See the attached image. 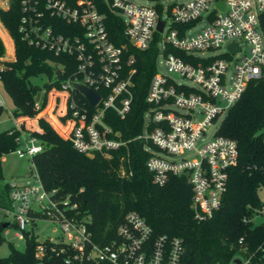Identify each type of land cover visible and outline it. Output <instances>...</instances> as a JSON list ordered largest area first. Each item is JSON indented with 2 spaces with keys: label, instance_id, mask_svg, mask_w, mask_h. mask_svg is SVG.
<instances>
[{
  "label": "built area",
  "instance_id": "built-area-1",
  "mask_svg": "<svg viewBox=\"0 0 264 264\" xmlns=\"http://www.w3.org/2000/svg\"><path fill=\"white\" fill-rule=\"evenodd\" d=\"M100 2L119 17L131 47L145 50L155 43L157 48L155 71L144 95L147 108L142 113L141 131L128 140L121 139L119 131L112 130L103 118L109 109L119 119L129 112L134 60L130 54L125 56L124 44L115 45L108 38ZM14 3L19 8L16 31L22 41L75 62L73 70L63 77L62 65H56L52 76L60 81L64 95L62 112L67 116L63 139L89 157L106 155L129 140L142 141L149 153L144 166L151 183L162 185L169 175L184 176L191 191L188 208L192 219L210 218L225 190L227 170L237 156L235 142L217 135V127L246 84L264 76V36L259 21L264 0H0V10ZM7 57L13 59L12 41ZM157 58H161L164 72L157 71ZM55 70H59L58 78ZM74 84L84 85L98 96L94 105ZM47 92L40 89L38 96L37 92L33 96L36 113L43 107ZM0 107H4L1 95ZM9 115L18 132L12 152L29 164L23 177L2 180L7 205H0V214L5 217L1 234L6 237L11 231L7 244L21 241L23 247L24 232L31 231L35 219L44 218L59 229V236L48 240L71 249L74 260L179 264L181 240L151 237L150 227L134 212L124 214L115 228V238L101 245L92 241L87 229L89 217L78 214L69 195L44 188L31 162L42 147L29 134L31 130L23 128L22 121L35 115ZM210 127L214 128L207 138ZM261 136L264 140V129ZM260 190L264 192V185ZM257 214L264 216V202ZM38 242L35 257L43 252ZM63 262L68 264L69 259Z\"/></svg>",
  "mask_w": 264,
  "mask_h": 264
},
{
  "label": "trees",
  "instance_id": "trees-1",
  "mask_svg": "<svg viewBox=\"0 0 264 264\" xmlns=\"http://www.w3.org/2000/svg\"><path fill=\"white\" fill-rule=\"evenodd\" d=\"M99 11L110 41L115 45L124 44L125 56L130 54L134 60L129 112L119 119L109 109L103 118L112 130L119 131L121 139L128 140L141 131L142 113L147 108L144 95L155 71L157 48L151 43L145 50L134 49L123 36L119 17L109 12L102 2ZM18 16L15 3L0 10V23L13 47V59L0 60V87L12 103V117L30 118L36 114L32 106L36 92L59 88L60 81L52 79L56 65H62L63 77L73 70L75 62L71 57L54 55L22 41L16 31ZM259 21L264 36V12ZM3 50L0 40V57ZM38 75L47 78L41 87L29 80ZM37 124L40 130L29 134L42 147L31 157L39 179L44 188L55 189L61 196L69 195L76 202L78 214L89 217L87 229L95 243L101 245L115 238V228L124 214L134 212L150 227L151 237L163 235L168 240L173 237L181 240L183 251L179 264H230L235 258L241 264H264V225L254 224L252 220L260 209L259 193L264 185L261 136L264 76L246 84L240 98L230 106L217 127V135L235 142L237 156L235 164L227 170L218 208L204 221L196 222L191 217L188 208L191 191L184 176L169 175L162 185L151 183L150 173L144 166L149 153L142 141L129 140L106 155L95 153L89 157L73 149L42 118H38ZM17 134L13 127L0 131V158L15 149ZM0 205H7L1 172ZM2 229L0 221V243ZM38 243L32 231L24 232L22 249L8 243V252L0 257V264H65V259H69L68 264H105L74 260L71 249L48 239L40 242L43 252L35 257Z\"/></svg>",
  "mask_w": 264,
  "mask_h": 264
},
{
  "label": "rangeland",
  "instance_id": "rangeland-1",
  "mask_svg": "<svg viewBox=\"0 0 264 264\" xmlns=\"http://www.w3.org/2000/svg\"><path fill=\"white\" fill-rule=\"evenodd\" d=\"M134 2L144 3V0H134ZM0 40L2 44H4V50L1 56L4 57V60L6 61L12 60V58L7 57L9 56V52L7 51V49L11 47L10 37L6 33L2 25H0ZM156 69L159 72H164L161 58H157ZM29 80L32 84L41 87L42 84L47 81V78L44 75H38L35 77H31ZM39 91L40 90L37 91L36 97L38 96ZM0 95L4 102V107L2 108V112L0 114V131H3L13 126L11 116L9 115V112L12 111L13 106L8 96L2 91L1 87ZM63 97L64 95H62V92L59 88H54V90L50 89L45 95L44 104L41 110L35 114L33 119L22 121L23 128L31 131H39L40 129L38 128L37 120L38 118H42L49 124V126L59 137L63 138L65 130L64 121L67 116V113L63 114L62 112L64 106ZM213 128L214 127H210L208 129L206 135L207 138L211 135ZM28 164L29 161L26 158H18L13 152L2 155L0 158V172L2 180L7 181L11 178L18 179L23 177L27 173ZM259 198L261 202H264V192L260 191ZM4 219L5 217L0 214V221ZM252 220L254 224L261 223L264 225V216L262 215L256 214L252 217ZM30 227L37 241H42L44 239H55V237L59 236V229L57 227V224L44 218L35 219ZM10 236L11 231L8 236H2L3 240L0 243V257L5 256L8 252L7 241L8 239H10ZM12 243L17 249L22 248L21 241H13Z\"/></svg>",
  "mask_w": 264,
  "mask_h": 264
},
{
  "label": "water",
  "instance_id": "water-1",
  "mask_svg": "<svg viewBox=\"0 0 264 264\" xmlns=\"http://www.w3.org/2000/svg\"><path fill=\"white\" fill-rule=\"evenodd\" d=\"M160 26H161V23L158 24V28H160ZM229 48L232 50L233 46L230 45ZM55 74H56V77L58 78L59 70H55ZM74 88L90 105H94V103L98 99V96L92 90H90L84 85L74 84ZM2 226H4V224H2ZM232 262L234 264H240V260L237 258L233 259Z\"/></svg>",
  "mask_w": 264,
  "mask_h": 264
},
{
  "label": "crops",
  "instance_id": "crops-1",
  "mask_svg": "<svg viewBox=\"0 0 264 264\" xmlns=\"http://www.w3.org/2000/svg\"><path fill=\"white\" fill-rule=\"evenodd\" d=\"M4 45V44H3ZM5 47V46H4Z\"/></svg>",
  "mask_w": 264,
  "mask_h": 264
}]
</instances>
